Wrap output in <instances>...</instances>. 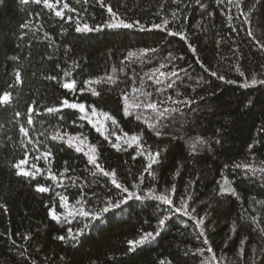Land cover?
Returning a JSON list of instances; mask_svg holds the SVG:
<instances>
[{
	"label": "trees",
	"instance_id": "obj_1",
	"mask_svg": "<svg viewBox=\"0 0 264 264\" xmlns=\"http://www.w3.org/2000/svg\"><path fill=\"white\" fill-rule=\"evenodd\" d=\"M56 7L0 0V264H264V0Z\"/></svg>",
	"mask_w": 264,
	"mask_h": 264
},
{
	"label": "snow or ice",
	"instance_id": "obj_2",
	"mask_svg": "<svg viewBox=\"0 0 264 264\" xmlns=\"http://www.w3.org/2000/svg\"><path fill=\"white\" fill-rule=\"evenodd\" d=\"M26 2H27V0H26ZM35 2L36 3H41L42 2L46 8H49L50 10H55V15L57 17H62L63 16L62 11L57 9V7H56V5L59 3V0H55V2H50V0H35ZM63 8H65V9L68 8V4L64 3L63 4ZM108 11H109V13H112L111 7L108 8ZM121 26L125 27V28L133 27L132 24H126L123 21H119V22H116V23H108L107 24V27H110V28H117V27H121ZM22 27H26V25H23ZM154 27L159 28L160 25H155ZM93 30H96V29H93V28L89 27L87 24L83 25V28H81L79 25L76 27V31L77 32H80V31H93ZM171 34L172 35H179V33H171ZM249 35H251V33H249ZM261 47L264 48V45H261ZM175 74L176 73L174 72L173 75H175ZM212 74L216 75V73H212ZM219 78L223 79L222 76L219 77ZM15 80L18 83L22 82L19 72L16 73ZM253 83H256V81L253 80ZM261 83H264V81H261ZM62 86H63L64 89L68 90L69 92L74 93L75 91H77V87H76L75 81L66 82ZM94 94H97V93H94ZM10 99H11L10 93L8 91H3V94L0 95V105H7L10 102ZM63 106H66L69 109L79 110V112L83 114L80 118L81 119H88V113L86 111V106H85L84 103L70 101L69 99L65 98V99L62 100L60 107H63ZM148 107L154 108L155 105L150 104V105H148ZM29 111L31 112L32 109H29ZM47 111L49 113L57 112V111H59V108L49 107V108H47ZM91 112H92L93 115L96 114L97 110H96V108L94 106L91 108ZM17 115H19V114H17ZM107 115L108 114H105V116H107ZM32 122L33 121L31 119V117H29L27 123L31 124ZM88 122L89 123H93V121H91V120H89ZM115 122L116 121L113 120V123H115ZM73 123H75V121H73ZM93 126L96 127V125L94 123H93ZM20 131L23 132L26 136L28 135V132H27L26 128L21 127ZM106 139H107V137H106ZM133 139H136V137L133 136ZM113 146L115 147V145H113ZM80 150L81 149L77 148V151H80ZM45 155L47 156V155H50V154L49 153H45ZM158 156H159V153H155V154L148 153V157H149L150 163L146 166L145 171H147L148 169H150L152 167V164L156 162V158ZM89 162L92 163L93 165H96L97 167H99V165L97 164L96 158L94 156H89ZM26 163H27V161L25 159H23V158L19 162L14 163L13 167L17 170L16 174L17 175L26 176V177H34V173L33 172L25 170V168L23 167L24 165H26ZM100 171L103 172V174L105 176L109 175V172L105 171L102 168L100 169ZM112 175L114 176L115 173H112ZM112 183L115 184L117 188H121L125 192L128 191L127 188H123V186L121 184L117 183L115 179L112 180ZM47 190L48 189L43 187V186H38L37 187V191H39V192H45ZM220 191L221 192H225L227 190L224 189V188H221ZM160 199L164 200V202L166 204L170 205V206L173 204V201L170 198L160 197ZM62 200L64 202H67V197H62ZM181 205H182L181 209H177V211L183 210V201L181 202ZM119 207H120V203H112L108 207H105L103 209V211L104 212H108L110 208H119ZM82 214L83 215H88L87 212H84ZM50 215H51L53 220H59L60 219V217L56 214L55 210H53L50 213ZM166 219H168V218L165 217L164 219H160L159 220V225H161V226L164 225ZM200 223H203V221L201 220ZM197 226H199V224ZM155 235H159V233L156 232L154 234L153 232H146V233L142 234L138 239L129 240L128 244H129L130 250H134L137 246L143 245L144 243L148 242L150 239H154ZM59 238L61 240L65 239V237H63V236H61ZM205 243H207V241H205ZM208 251H212V249H208Z\"/></svg>",
	"mask_w": 264,
	"mask_h": 264
}]
</instances>
